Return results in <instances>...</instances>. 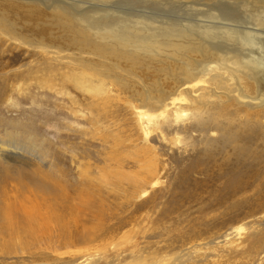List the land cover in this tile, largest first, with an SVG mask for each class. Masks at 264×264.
<instances>
[{
	"label": "rangeland",
	"instance_id": "rangeland-1",
	"mask_svg": "<svg viewBox=\"0 0 264 264\" xmlns=\"http://www.w3.org/2000/svg\"><path fill=\"white\" fill-rule=\"evenodd\" d=\"M11 1L42 16L0 20V141L30 140L22 160L40 150L47 168L44 187L0 164V264H264V151L250 159L242 119L264 105L231 97L229 74L172 94L196 61L231 50L245 92L264 97L261 65L245 68L243 40L135 43L149 24L228 23L264 39V0ZM59 19L89 47L66 43Z\"/></svg>",
	"mask_w": 264,
	"mask_h": 264
},
{
	"label": "bare ground",
	"instance_id": "bare-ground-1",
	"mask_svg": "<svg viewBox=\"0 0 264 264\" xmlns=\"http://www.w3.org/2000/svg\"><path fill=\"white\" fill-rule=\"evenodd\" d=\"M0 2H1V0H0ZM2 3L7 4L8 8H6L4 11H2V13H0V14H2L0 20L1 19L2 20H8V15H7L6 10H10V9H20V10H23L24 12L28 13L29 15L31 14L33 16H42V14H40L41 12H39V7L37 5H34V4L30 5L29 2H24L23 4H25V5H22V3L18 2V1L5 0ZM14 23L15 22L11 20L10 22H7V23L4 22V25L7 27H11V26H13ZM170 23H172V22H170ZM216 24H217V26L214 24H208V25L204 24V25H202V27L204 29H201V28L199 29L198 27L197 28L192 27L193 29H190V28L187 29L186 28L185 30H183L182 33L177 31L176 27L168 28L167 26L161 27V26H157L155 24H149L147 26V28H143V30L146 31L147 33L144 34L143 36L137 37L138 41H135V43H141L142 41H147V40H149V38L154 39V40H158L159 38H165V39H171L170 41H166V43L171 44L172 43L171 41L173 40V38H176L177 40H181V39H183L184 36H186V38H189L192 40V37H190L191 35H197L198 37L200 36L201 40H205V38H211L212 40H216V41L219 40L216 38H220L223 41H230V42H239L240 40H243V43L248 45L247 47H246V45L244 46V48H243L244 53H242V56H244V58H246L248 60V65L245 68L248 69L249 71L254 70V72H255L257 65L260 64L261 66L258 65L259 66L258 69H261V71L264 72V39L263 38H257V36L255 34L256 32H250V30L246 29V28L243 31H241L240 29H237L228 23L227 24L226 23H221V24L216 23ZM52 25H54L56 28H60L63 30V32L65 34L64 37H67V40H68L66 43H70L73 45H79V46H82V48L89 47V43L85 42L84 40H81L78 36H76L72 32L70 24L66 20L59 19L57 21L52 22ZM185 25L187 26V24H185ZM0 27L1 28L3 27V24L1 22H0ZM166 31H170V32H166ZM260 31H261V29H258L259 33H260ZM171 32L174 33L175 35H172ZM185 32H187V33H185ZM259 33H257V35ZM188 34H190V35H188ZM139 40H142V41H139ZM223 43H225V42H223ZM186 47H187L186 49L192 50L194 46L186 44ZM177 48L179 49L180 47H177ZM181 48H183V47H181ZM222 48H223V46H222ZM139 58L140 57H138L136 55L130 57V59H132V60H138ZM240 58H241V55H239L238 53H234V51L228 50L226 52H224V51L220 52V55L218 57L214 55L211 58L204 57L202 60L196 61V66H195V68H193L194 75L190 76L188 79L178 81L176 91H174L175 93H172V94H178L180 96L183 91H185L189 94H192L191 93L192 91L190 92V89L192 88V86H194V84H195L194 82L196 80L195 78H197V77L201 78V80H203V79L207 80L209 77L212 79H215L216 77H220L219 75L225 76V75L229 74L230 76L235 78V82H236V83H234L235 84V87H233L234 92H233V96H231V97H234L238 103H241V104L246 105V106H250V105L263 106L264 105L263 93H260L259 91L256 94L246 93L245 89L242 85L243 80H241V78L238 74L234 73L235 68L232 69L233 67L231 68L229 66L230 64H228V63H231V61H233V63H236L237 66L239 65L237 71L241 75V73L243 71L241 69L242 66L240 64L241 63ZM262 76L264 77V74H262ZM260 81H263V80H259V83H260ZM199 86L200 85H198L197 87H199ZM257 116H258L257 111H251L250 113L242 116V119L244 122L243 127L245 130H247V133L245 135L246 140L248 139L249 145L251 143L253 144V148L251 149V152H249L251 160H253L254 158H261L260 154H261V152L264 151V116L262 117V119L259 117L257 118ZM218 121H217V123L220 124V121L219 122ZM237 122H239V121H237ZM209 126L212 128H215L214 123H210ZM228 127L229 126H227V128ZM20 128L22 131L26 130V128L23 126H21ZM230 128H233V127H230ZM209 129L207 131H209ZM234 130H235V128H234ZM222 131L225 132L226 129H225V131L222 129ZM230 135H231V133H230ZM222 136H223V133H222ZM18 138H20V139H18ZM234 139L235 138L225 137L224 141H226V143L225 142H223V143H225L226 145H227V142L231 143L233 148L236 149L238 151V154H239V152L241 150L238 149V145H235L234 143H232ZM25 142H30V140H24L23 138H21L19 136V134L13 135V133L9 134V137L7 138V140L0 141V164H2V167L4 168L3 171L7 174H10V175L15 174V175L20 176V177L21 176H23V177L30 176L32 178V180H34V182L38 183L40 186L45 185L44 187H46V184H45L46 181H44L45 179L39 177L37 175V173H41V171H43L47 168V165H46L47 162L45 161V159L42 158V155H40L41 154L40 150H37V152L39 151V157L37 156V153L35 152L34 155L32 154L29 156V160H26V161L22 160V159L27 158V154H25L26 152H28L29 150L33 151V149H34L33 146L31 147L30 144H27ZM208 145H209V143H208ZM222 146H224V145L222 144ZM227 149H228V146H227ZM245 150L247 152L249 151L247 148H245ZM225 156H226V154H225ZM19 158H21V159H19ZM1 160H3L4 163H2ZM197 171L200 173H204V172L209 171V168H206L204 166H200L197 169ZM214 171L219 172L220 170L216 169ZM23 180H25V178ZM36 183H35V185H37ZM6 208L8 210V211L6 210V214H7V212L10 213V211L12 210V205L8 203ZM30 217H31V215H30Z\"/></svg>",
	"mask_w": 264,
	"mask_h": 264
}]
</instances>
